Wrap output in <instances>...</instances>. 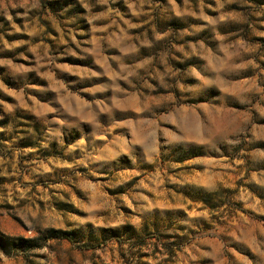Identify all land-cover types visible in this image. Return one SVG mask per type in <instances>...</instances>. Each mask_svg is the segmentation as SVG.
Segmentation results:
<instances>
[{"label":"rangeland","instance_id":"374dc122","mask_svg":"<svg viewBox=\"0 0 264 264\" xmlns=\"http://www.w3.org/2000/svg\"><path fill=\"white\" fill-rule=\"evenodd\" d=\"M0 264H264V0H0Z\"/></svg>","mask_w":264,"mask_h":264}]
</instances>
